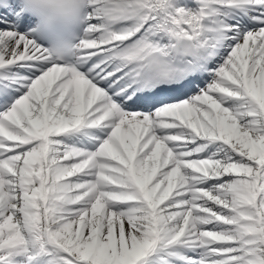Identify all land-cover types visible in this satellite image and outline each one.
Here are the masks:
<instances>
[{
  "label": "snow or ice",
  "instance_id": "snow-or-ice-1",
  "mask_svg": "<svg viewBox=\"0 0 264 264\" xmlns=\"http://www.w3.org/2000/svg\"><path fill=\"white\" fill-rule=\"evenodd\" d=\"M0 0V264H264V0Z\"/></svg>",
  "mask_w": 264,
  "mask_h": 264
},
{
  "label": "clouds",
  "instance_id": "clouds-1",
  "mask_svg": "<svg viewBox=\"0 0 264 264\" xmlns=\"http://www.w3.org/2000/svg\"><path fill=\"white\" fill-rule=\"evenodd\" d=\"M40 11L35 15V18L38 20L44 19L46 16L51 19L53 22L56 21L55 9L56 4L52 0H37Z\"/></svg>",
  "mask_w": 264,
  "mask_h": 264
}]
</instances>
